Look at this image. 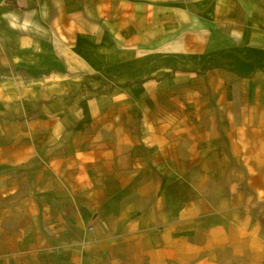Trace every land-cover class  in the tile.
I'll list each match as a JSON object with an SVG mask.
<instances>
[{
	"label": "crops",
	"instance_id": "obj_1",
	"mask_svg": "<svg viewBox=\"0 0 264 264\" xmlns=\"http://www.w3.org/2000/svg\"><path fill=\"white\" fill-rule=\"evenodd\" d=\"M14 3L0 0V264H264V0ZM134 47H172L218 101L187 106L227 119L133 151L106 81Z\"/></svg>",
	"mask_w": 264,
	"mask_h": 264
},
{
	"label": "rangeland",
	"instance_id": "obj_2",
	"mask_svg": "<svg viewBox=\"0 0 264 264\" xmlns=\"http://www.w3.org/2000/svg\"><path fill=\"white\" fill-rule=\"evenodd\" d=\"M133 51V62L118 63L116 79L106 81L111 85L116 83V86L121 88L117 95V102L121 105L111 110V115L106 118H116V126L113 128L116 135H122L126 130L134 137L133 151H138L140 145L135 141L140 140L141 135L154 138L153 145H149L151 152L156 151L159 143L168 138L172 140V137L203 135L206 130L204 120L227 119L228 116L222 115L221 112L194 110L187 106L213 105L218 101L195 94V89L204 86L202 81L194 78L184 79L183 75L175 72L179 68L174 69L176 63L173 61L172 47L163 48L159 54L156 48L134 47ZM128 105H131V108H128ZM230 118L237 119L238 116L230 115ZM144 120L147 123H144ZM236 130L234 127L228 128L229 134L232 135H236ZM229 147L236 150V144H230Z\"/></svg>",
	"mask_w": 264,
	"mask_h": 264
},
{
	"label": "built area",
	"instance_id": "obj_3",
	"mask_svg": "<svg viewBox=\"0 0 264 264\" xmlns=\"http://www.w3.org/2000/svg\"><path fill=\"white\" fill-rule=\"evenodd\" d=\"M11 1H14V0H2V3L7 5V4H10Z\"/></svg>",
	"mask_w": 264,
	"mask_h": 264
},
{
	"label": "trees",
	"instance_id": "obj_4",
	"mask_svg": "<svg viewBox=\"0 0 264 264\" xmlns=\"http://www.w3.org/2000/svg\"><path fill=\"white\" fill-rule=\"evenodd\" d=\"M10 5H11V6H15L14 1H11V2H10Z\"/></svg>",
	"mask_w": 264,
	"mask_h": 264
}]
</instances>
